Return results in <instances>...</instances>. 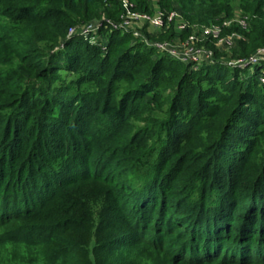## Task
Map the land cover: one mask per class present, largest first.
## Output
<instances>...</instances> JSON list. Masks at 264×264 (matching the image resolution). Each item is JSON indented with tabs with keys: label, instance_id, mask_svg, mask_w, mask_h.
<instances>
[{
	"label": "trees",
	"instance_id": "trees-1",
	"mask_svg": "<svg viewBox=\"0 0 264 264\" xmlns=\"http://www.w3.org/2000/svg\"><path fill=\"white\" fill-rule=\"evenodd\" d=\"M125 1L176 9L185 26L117 28L124 0H0V264H264V60L231 66L208 37L217 60L192 70L141 39H184L240 11L247 28L220 35L237 32L232 58L247 60L264 48V0ZM4 18L54 29L51 51L31 39L16 51ZM92 21L104 51L67 38ZM61 69L82 74L65 82ZM168 88L152 142L126 136L134 102Z\"/></svg>",
	"mask_w": 264,
	"mask_h": 264
},
{
	"label": "rangeland",
	"instance_id": "rangeland-1",
	"mask_svg": "<svg viewBox=\"0 0 264 264\" xmlns=\"http://www.w3.org/2000/svg\"><path fill=\"white\" fill-rule=\"evenodd\" d=\"M156 8L157 7H155V9ZM156 10H159V8H157ZM153 11H155V10H153ZM169 12H178L181 15V13L176 9H173ZM235 16L241 17V16H244V14L240 13V11H239L238 13L235 14ZM235 16H233V17H235ZM179 19H181V18L177 16L175 18L170 19L169 23L176 22V28L180 31V29L178 28V24L180 23ZM227 19H223V20H227ZM120 20L122 21V18H120ZM3 22H4V25L6 26V28L8 30L13 27L14 33H16V31L19 32L21 40H20V43L16 44V47H15L16 51L17 50L18 51L24 50L25 47L29 48V46L27 47V45L24 44V41L29 40V39H31V41L33 42L32 52L35 55H40L42 50L44 51L45 49H47L48 51H51V48H49V45H46V42L48 44L49 37L51 36L52 31H54V29H52V30L47 29L46 31H40L37 28H40L41 25H33V22H29L27 24H24V23L20 24V23H18V21H15L12 19H7V18H4ZM142 22L143 21H141L140 19L133 20L131 27L137 28L139 25H141ZM169 23H167V20H165V22L163 24H149L148 23L147 25L152 30H164V29H166L167 24H169ZM233 23L235 24V22H233ZM87 25H88V23H77L76 25L72 26V28H75V33L72 35H70V34L67 35V38H69L70 36L74 37V36L81 35L85 38H88L90 43H101V48L104 51L106 48L105 39L103 38V42H101V40H100V38L103 37V35H101V37H100V35L97 34V29H95V31H93V30L87 31ZM151 29H150V32H152ZM79 30H80V32H82L81 34L77 33V32H79ZM195 31H196V27H193V32L189 33V35L194 33ZM28 32H30V33H28ZM47 32H50V33H47ZM236 33L237 32H235L234 30L227 33L229 35V38L226 37V40H224L223 43H219L217 40H215V38H211V40L215 41L214 46L216 48H218L219 50H222L226 53V58L228 60L227 62L229 65L241 68L243 66H247L249 63L245 64L246 61H244V58H232L233 48L235 46L236 39H237ZM29 34H31V35H29ZM130 34H132V33H130ZM145 36L147 38H149V40L147 39L145 42L146 47L150 48L151 45L148 44L147 42H150V40L152 38L146 34H145ZM178 37L179 36H177L171 40L165 39V38L160 39V40L161 41H169L171 43L173 42L172 46L175 48L176 52H180V51H183L184 49H186V52L189 53V56L185 61L179 60L176 57H172V56L168 55L167 53H165L164 51H157L153 46H152V49H154L158 54H166L170 58H173L177 61H181L183 63L189 64V66L191 67L192 70H197V69L201 68V66L213 63L217 60V58H216L217 55L214 53L212 48L208 47V45H209V44H207L209 42V41H207L208 38H204L202 41H197L195 43L198 46H202L203 48L210 50V53L208 54V52H206L203 54V56L195 57V55L192 53L193 51L190 49V46L184 44V41L186 38L182 39L181 37H179V38ZM141 39L143 41H145L143 37H141ZM157 40L158 39H153L152 41H157ZM133 42L134 41L131 40V43H133ZM37 46H38L39 50L35 49V47H37ZM259 54L260 55H257V58L258 59L262 58V60H264V50L262 51V53L259 52ZM195 60H197V61H195ZM58 72H59L58 74L60 75V78L63 79L65 82L70 81L71 78H74V80H76V78L82 74L81 73L82 71H66L63 69L59 70ZM260 81L264 82V78L262 77V75H260ZM107 88H108L107 86L97 87L94 83H92L91 86L87 88V90H90V92H95V90H97L100 93L99 96H101V98H104L105 91L107 92ZM117 88L118 89H116L115 93H113L114 99L120 97V94L123 91L128 90L129 86L123 85L122 83H119L117 85ZM170 90H172V89L168 88L167 94H164L163 96H161L159 99H157V101H152L151 105H149V106L140 105L139 101H135L134 102L135 108L133 109L135 111V113L132 115H129L131 113L127 112V114L129 115L127 117L128 121H126V125H124L122 127L124 134L126 136H131V137H134L137 134H144L148 138H150L149 143L152 142V140L156 137V133H155V131H152L151 128H153V130L155 128V130H156L157 120L158 119L161 120L164 117L165 113L163 111H165V109L169 105L170 94H171ZM190 138L192 140H196L195 135H192Z\"/></svg>",
	"mask_w": 264,
	"mask_h": 264
},
{
	"label": "built area",
	"instance_id": "built-area-1",
	"mask_svg": "<svg viewBox=\"0 0 264 264\" xmlns=\"http://www.w3.org/2000/svg\"><path fill=\"white\" fill-rule=\"evenodd\" d=\"M132 5H133L132 2H128L124 0L125 10L120 15L122 21L120 20L119 23L115 25L117 28H124L127 30L132 25V21L138 19L149 24H163L165 20H167V23H169L170 19L175 18L177 16L182 18V16L178 12H164L162 10H156L155 12L152 13H148L145 11H132L130 10V7ZM246 18L247 17L245 16H241V17L235 16L233 18L223 20L221 25L217 23H212L208 25H198V24L193 25L194 27H196V31L190 34L185 39L184 44L190 46V49L193 51L192 53L195 55V57L203 56V54L206 52H208L209 54L210 50L203 48L202 46H198L195 42L202 41L204 38L211 37V38H215L219 43H223V41L226 40V37L229 38V35L228 34L220 35L221 27L229 26L230 24L235 22L241 28H247L248 24ZM184 26H185V22H180L178 24L179 29L184 28ZM95 29H96L95 23L93 21L89 22L87 25V31H92V30L95 31ZM74 33H75V28H71L69 34L72 35ZM77 33L81 34L82 32H80L79 30V32ZM236 34H237L236 38H239L240 35L238 33ZM143 38L145 42L148 39L146 36ZM150 42L147 43L153 46L157 51H164L168 55L172 57H176L179 60L185 61L189 56V53L186 52V49L180 52H176L175 48L172 46L173 42L171 43L169 41H161V40H157V41L150 40ZM263 50L259 52L261 53ZM257 55L258 54L253 55L249 59L244 60L246 61L245 64L256 62L258 60Z\"/></svg>",
	"mask_w": 264,
	"mask_h": 264
}]
</instances>
